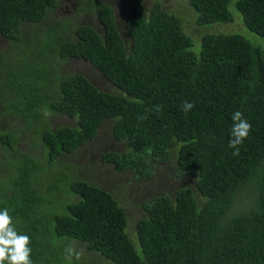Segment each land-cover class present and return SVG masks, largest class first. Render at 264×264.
<instances>
[{
    "label": "trees",
    "instance_id": "obj_1",
    "mask_svg": "<svg viewBox=\"0 0 264 264\" xmlns=\"http://www.w3.org/2000/svg\"><path fill=\"white\" fill-rule=\"evenodd\" d=\"M179 1L193 11L196 36L160 1L146 9L140 0H128L127 36L115 9L98 2L102 31L83 23L75 39L57 37L51 51L90 63L114 86L108 91L82 73L54 79V63L48 74L40 68V38L27 41L23 27L41 23L58 0H0V34L25 39L24 50L37 39L40 44L21 72L7 73L15 80L6 75L0 81V96L8 90L16 97L7 101L9 112L34 129L43 148V155L20 152L18 134L0 131L7 159L29 157L19 188L15 179L2 188L10 199L0 210L8 208L18 233L30 237L32 264H83L75 257L65 261V249L74 242L104 256L106 264H264V44L243 34L245 27L264 39V0ZM21 83L25 88L17 87ZM46 86L51 89L43 98L35 96ZM184 101L194 104L187 113ZM155 105L162 110L156 112ZM236 110L252 128L233 156L228 145ZM48 112L75 123L43 125ZM106 120L124 144L102 155L117 171L150 177L157 164L172 160L175 176L194 181L193 188L145 201V213L131 229L112 192L69 175V165H62L68 166L63 182L51 175L61 165L58 159L95 139ZM65 194V211L53 212L55 197ZM134 231L140 251L130 237Z\"/></svg>",
    "mask_w": 264,
    "mask_h": 264
},
{
    "label": "rangeland",
    "instance_id": "obj_2",
    "mask_svg": "<svg viewBox=\"0 0 264 264\" xmlns=\"http://www.w3.org/2000/svg\"><path fill=\"white\" fill-rule=\"evenodd\" d=\"M146 9H149L154 2L160 1L165 9L174 11L182 20L184 29L197 35L196 29H191L193 11L189 9L185 3L179 0H140ZM98 2L111 5L115 9V15L119 30L124 36H127L125 30V13L127 10L128 0H58L57 7L49 12V15L41 23L35 25H26L23 27V33L25 31L26 40L35 39L37 35L40 38L41 50L45 64L41 66L48 74V69H51L52 64L54 68V79L64 76L68 73H82L86 75L98 88L102 90H113L114 86L106 80L102 74L93 67L90 63L80 58L68 57L60 58L57 54V48L51 51L53 46H57V37L63 35L72 40L76 38L75 29L77 26L83 23H87L99 31H102V25L98 20L95 13V6ZM92 3V5H90ZM232 11L237 12L234 8ZM238 13V12H237ZM241 18V15L236 14V19ZM242 20V18H241ZM234 27L237 26L234 24ZM243 34L249 39L255 42H261L264 44V39L255 33L247 30L245 27ZM226 33L223 31H218ZM25 39H13L8 38L0 34V53L3 57V62L0 64V81L5 83L6 75L8 72L18 73L21 72V64L29 62V59L33 58L34 52L40 44L37 40L31 44L28 49L24 50L26 43ZM199 44V43H198ZM198 44L196 46H198ZM23 47V48H21ZM32 47V49H30ZM25 51V56L22 53ZM55 53V56L53 54ZM10 73V74H11ZM9 74V73H8ZM46 74V75H47ZM8 78L15 80L12 75H7ZM36 81V80H34ZM3 83V84H4ZM25 83L18 84L17 87L25 88ZM51 89L50 86H46L43 90H38L35 96L43 98L46 95V90ZM18 91V90H17ZM7 101H13L15 103L16 97L10 91H6L0 96V131H15L18 134L16 140V146L20 152H24L31 155L30 152H34L38 155H43L42 144L38 139L34 129L28 125L19 117L12 114L8 108ZM20 111L26 113L24 106H20ZM43 125L48 127H54L58 125H72L75 121L67 115L48 112L45 116ZM34 123V122H33ZM111 123L106 120L102 127L99 129L95 139L89 141L85 147L78 148L74 153L65 154L58 159V165L56 170H51V175L54 173L59 174L63 182L66 179L67 173L66 166H70V173L76 177H85L89 181H93L105 189L112 192L124 205L129 221V229L134 226L135 219L144 215L145 211L142 208V204L160 194H173L176 190L183 186L194 187V181L187 177L175 176V164L172 160H168L163 163H159L155 166L154 172L150 177L138 178V175L131 169L124 171H117L116 168L105 162L102 159V155L108 150H121L124 144L116 140L111 132ZM36 146V148H33ZM34 149V150H33ZM29 151V152H25ZM39 165L43 166L37 162ZM29 169V157H16L8 159L6 158V151L0 144V206H7L10 198L4 196V186L8 187L10 183L15 179L17 182V188L23 180V173L25 169ZM64 168V169H63ZM50 170V169H48ZM10 172V176L8 174ZM60 183V182H59ZM246 194V192H244ZM67 195L63 198H58L57 202L53 203L52 211H65L64 204L67 203ZM51 209V208H50ZM47 211V209H46ZM128 231V230H127ZM131 239L134 241L137 251H140V247L136 238V231H134ZM71 246L78 250L80 260L83 264H106L109 261L104 256H100L98 252L88 250L81 243L74 242ZM65 261H69L65 259ZM104 262V263H103Z\"/></svg>",
    "mask_w": 264,
    "mask_h": 264
},
{
    "label": "clouds",
    "instance_id": "obj_3",
    "mask_svg": "<svg viewBox=\"0 0 264 264\" xmlns=\"http://www.w3.org/2000/svg\"><path fill=\"white\" fill-rule=\"evenodd\" d=\"M194 107V104L184 101L182 104L183 111L189 112ZM156 112L162 110L161 105L154 106ZM146 116H138V119L144 120ZM231 119L233 121L231 128V139L229 140V148L233 149L232 155L240 154V145L248 138L252 125L243 117L241 111L236 110ZM30 237L27 234L18 233L12 216L9 214V209L0 210V264H32ZM66 259L72 260L80 258L81 253L75 247L68 246L65 249Z\"/></svg>",
    "mask_w": 264,
    "mask_h": 264
}]
</instances>
